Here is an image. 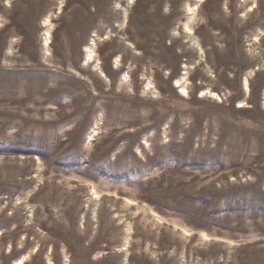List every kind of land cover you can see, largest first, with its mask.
<instances>
[{
    "label": "rangeland",
    "instance_id": "rangeland-1",
    "mask_svg": "<svg viewBox=\"0 0 264 264\" xmlns=\"http://www.w3.org/2000/svg\"><path fill=\"white\" fill-rule=\"evenodd\" d=\"M21 259L264 264V0H0Z\"/></svg>",
    "mask_w": 264,
    "mask_h": 264
},
{
    "label": "bare ground",
    "instance_id": "bare-ground-1",
    "mask_svg": "<svg viewBox=\"0 0 264 264\" xmlns=\"http://www.w3.org/2000/svg\"><path fill=\"white\" fill-rule=\"evenodd\" d=\"M200 1H203V0H200ZM47 44H48V42H47ZM91 52H92V50H91ZM90 57H91V56H90ZM181 81H182V80H179L178 83L180 84ZM246 89H247V90L249 89L248 86H246ZM183 92H184L185 94H187V92H186V88H183ZM24 263H25V259H21V260L17 261L15 264H24Z\"/></svg>",
    "mask_w": 264,
    "mask_h": 264
}]
</instances>
